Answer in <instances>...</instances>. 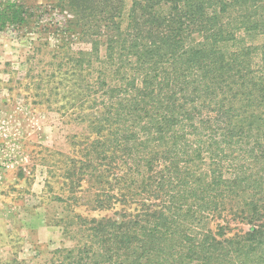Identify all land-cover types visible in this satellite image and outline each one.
<instances>
[{
    "label": "trees",
    "instance_id": "16d2710c",
    "mask_svg": "<svg viewBox=\"0 0 264 264\" xmlns=\"http://www.w3.org/2000/svg\"><path fill=\"white\" fill-rule=\"evenodd\" d=\"M56 7L90 45L59 61L78 78L89 134L58 199L123 213L72 209L73 244L45 264H264V0ZM34 10L0 0V32Z\"/></svg>",
    "mask_w": 264,
    "mask_h": 264
},
{
    "label": "rangeland",
    "instance_id": "374dc122",
    "mask_svg": "<svg viewBox=\"0 0 264 264\" xmlns=\"http://www.w3.org/2000/svg\"><path fill=\"white\" fill-rule=\"evenodd\" d=\"M22 1L35 8L30 24L0 32V157L14 163L1 175L0 264H45L53 250L73 244L63 233L72 209L97 217L123 211L91 212L58 199L72 194L65 169L79 147L73 142L89 134L78 78L59 61L90 45L64 31L57 0ZM87 192L77 193L81 202Z\"/></svg>",
    "mask_w": 264,
    "mask_h": 264
},
{
    "label": "built area",
    "instance_id": "2783aa9c",
    "mask_svg": "<svg viewBox=\"0 0 264 264\" xmlns=\"http://www.w3.org/2000/svg\"><path fill=\"white\" fill-rule=\"evenodd\" d=\"M12 163L8 162V160H4L0 157V177L2 175V172L11 166Z\"/></svg>",
    "mask_w": 264,
    "mask_h": 264
},
{
    "label": "crops",
    "instance_id": "0c3cea01",
    "mask_svg": "<svg viewBox=\"0 0 264 264\" xmlns=\"http://www.w3.org/2000/svg\"><path fill=\"white\" fill-rule=\"evenodd\" d=\"M13 164L14 163H12L11 166L6 169V174H7V171L9 172V170H11L13 168ZM3 178H4V176L0 177V183L3 181Z\"/></svg>",
    "mask_w": 264,
    "mask_h": 264
}]
</instances>
